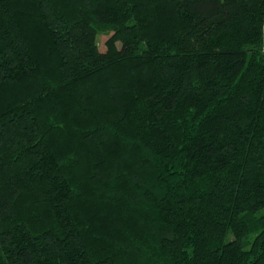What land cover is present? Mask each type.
Listing matches in <instances>:
<instances>
[{"label": "trees", "instance_id": "1", "mask_svg": "<svg viewBox=\"0 0 264 264\" xmlns=\"http://www.w3.org/2000/svg\"><path fill=\"white\" fill-rule=\"evenodd\" d=\"M263 46L264 0H0V264H264Z\"/></svg>", "mask_w": 264, "mask_h": 264}, {"label": "rangeland", "instance_id": "2", "mask_svg": "<svg viewBox=\"0 0 264 264\" xmlns=\"http://www.w3.org/2000/svg\"><path fill=\"white\" fill-rule=\"evenodd\" d=\"M109 38H110V36H108V35H101L98 37V44H99V48H100L101 52H106V50H107L106 43H107ZM262 52H263V48H262Z\"/></svg>", "mask_w": 264, "mask_h": 264}, {"label": "built area", "instance_id": "3", "mask_svg": "<svg viewBox=\"0 0 264 264\" xmlns=\"http://www.w3.org/2000/svg\"><path fill=\"white\" fill-rule=\"evenodd\" d=\"M263 53H264V46H263Z\"/></svg>", "mask_w": 264, "mask_h": 264}]
</instances>
